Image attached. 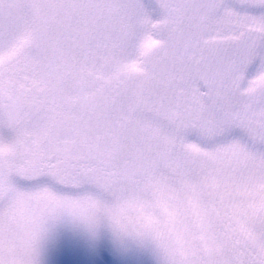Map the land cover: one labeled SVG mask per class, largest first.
<instances>
[{
    "label": "snow or ice",
    "instance_id": "snow-or-ice-1",
    "mask_svg": "<svg viewBox=\"0 0 264 264\" xmlns=\"http://www.w3.org/2000/svg\"><path fill=\"white\" fill-rule=\"evenodd\" d=\"M0 264H264V0H0Z\"/></svg>",
    "mask_w": 264,
    "mask_h": 264
}]
</instances>
